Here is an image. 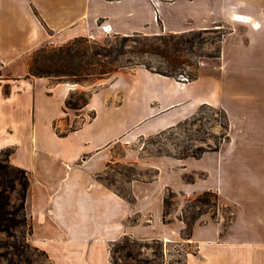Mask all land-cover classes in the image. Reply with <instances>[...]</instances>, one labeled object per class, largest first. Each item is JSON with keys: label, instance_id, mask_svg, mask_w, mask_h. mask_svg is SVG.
<instances>
[{"label": "crops", "instance_id": "obj_1", "mask_svg": "<svg viewBox=\"0 0 264 264\" xmlns=\"http://www.w3.org/2000/svg\"><path fill=\"white\" fill-rule=\"evenodd\" d=\"M100 21L122 35L225 27L219 57L237 62V86L225 63L217 74L200 70L182 81L142 66L119 70L85 105L95 116L58 134L56 121L74 87L48 77H25L29 55L45 43L94 36L97 28L104 32ZM0 66L19 80L8 93L0 83V116L9 108L16 121L5 125L9 137L0 139V148L12 146L11 162L29 171L30 241L48 254L51 264H111V245L125 235L177 240L183 221L162 219L165 189L177 191L179 185L165 166L180 167V177L194 156L151 159L148 165L158 169L156 177L130 181L131 198L97 175L113 162L114 142L175 125L203 103L229 112L225 93L237 98V134L249 144L237 157L248 159L240 173L250 174V181L240 178L239 185L230 183L228 189L206 186L222 204L232 206L233 216L226 224L224 218L195 222L187 240L197 251L183 264H264V0H0ZM20 152L26 160L16 158ZM220 164L223 159L218 169ZM184 185L183 199L196 194L192 184Z\"/></svg>", "mask_w": 264, "mask_h": 264}, {"label": "rangeland", "instance_id": "obj_2", "mask_svg": "<svg viewBox=\"0 0 264 264\" xmlns=\"http://www.w3.org/2000/svg\"><path fill=\"white\" fill-rule=\"evenodd\" d=\"M100 25L101 21L99 22ZM226 30L225 27L215 25L209 28H196L182 32L156 34L134 32L128 36H123L113 32H102L97 28L94 36H78L89 39L86 43L88 46H83L86 49V54L82 58V64L86 68V72L116 68L118 71L130 72L133 68L142 66L153 72L170 74L175 79L182 81L197 77L200 70L204 74H217L220 71V64L225 63L226 70L231 75L230 79H233V83H235V81L237 82V62L226 63L224 59L219 57ZM66 42L68 40L59 44L50 43L58 46ZM230 43L233 45L231 46L232 49L235 48L234 44ZM98 51L102 54H98ZM117 72L111 74L109 78ZM0 75H2L0 83L3 93H8L11 84L19 81L7 68L2 66H0ZM107 79L97 80L91 74L81 84L71 81L66 83L74 87L69 92L78 90L80 93L88 95L105 85L104 82ZM50 80L52 83L57 82L55 78ZM114 95H119V92ZM222 100L229 106V112L223 108L224 106L203 103L193 114L181 119L175 126L172 125L147 135L133 133L130 142L121 138L112 144L113 162H109L107 167L98 173L97 178L129 198H131L130 181L133 179L152 180L156 177L158 169L148 165L151 159L159 157L182 158L180 156L184 153L198 151V147H204L207 149L206 151L212 152L198 158L192 156L189 170L181 175V178L177 173L180 167L171 163L165 166L167 171L169 170L170 179L173 182L178 180L179 185L176 187L177 191L172 187L165 189L164 194H167L170 188L176 195L173 203L166 208L167 212L164 215L163 200L162 219L165 223L177 219L183 221L184 227L181 229L179 238L175 241L166 242L157 238L139 239L130 235L123 236L111 245V264H183L189 254L197 251V245L187 240L191 237L187 234L189 232L187 222L191 223L190 227L192 226L193 230L195 222L201 220L202 217L209 220L224 218L225 224L231 220L233 208L231 205L222 204L219 201V195L217 205L213 198L208 204L189 201L197 194L207 190L206 186L219 185L223 189H228L227 185L230 183L237 182L239 185L240 178L250 181V174L240 173L245 166H248V163H244L248 159L237 157L241 150H248L249 148V144L241 140L237 134L240 128V123L237 122V98L231 93H225ZM58 102L57 99L54 100V103L58 104ZM84 107L65 109L61 118L56 121L59 132L78 128L84 121L95 116L93 110H87V108L84 110ZM10 122L16 124V121L11 117L10 109L4 108L0 116V139L3 141L9 137L8 131L10 129L8 128L6 131L5 125ZM227 122L228 129H225L223 124ZM226 133L229 136L225 140ZM11 147L6 146L4 149H11ZM218 150L223 155L225 154V157H222L223 164H220L219 167L220 172L218 160L222 161V159H220ZM126 152L131 154L124 157ZM16 158L24 161L26 154L20 152ZM240 166L242 167L240 168ZM219 173H221L220 177L218 176ZM196 178L198 180L194 181ZM186 182L192 184L193 191L196 190L197 192L195 195L183 199L181 195H183L182 191H186L184 185ZM229 192L230 196H235L233 191ZM179 201H182L181 207L178 205ZM136 219L137 216L132 218L133 221ZM25 239L30 243L29 246H24L25 252L14 254L9 246L13 238L9 237L7 233L0 232V264L50 263L48 256L32 244L30 234L27 233ZM20 240L23 241L19 237L18 241L21 243Z\"/></svg>", "mask_w": 264, "mask_h": 264}, {"label": "trees", "instance_id": "obj_3", "mask_svg": "<svg viewBox=\"0 0 264 264\" xmlns=\"http://www.w3.org/2000/svg\"><path fill=\"white\" fill-rule=\"evenodd\" d=\"M88 40L86 37L76 36L58 46L51 43L40 45L33 50L29 57L27 62L28 70L25 77H48L50 79H57V82L71 81L78 84L83 83L86 77L91 74L97 80L109 78L111 74L118 71V68L99 69L96 72L85 71L86 68L82 64V58L86 54L85 47L88 46L86 44ZM98 54L101 55L102 53L98 51ZM165 75L170 76V74ZM90 96L91 94L80 93L78 90L70 91L65 99L64 109L84 107L89 102ZM223 127L228 129V122L224 123ZM56 132L58 134L65 133L59 132L58 127L56 128ZM228 136V133H226L225 140ZM206 150L204 147H198V151L184 153L180 157H199ZM11 153L12 149H2L0 151V232L7 233L9 237L13 238L9 246L14 254H23L25 252L24 246L27 247L30 244L29 241H26L25 237L27 233L30 234L31 232L26 212V197L31 179L29 171L26 168L11 162ZM175 195V192L169 188L167 194L164 196L163 215L167 212L166 208L173 203ZM211 198L214 199L217 205L218 194L211 189L197 194L193 199H189V201L208 204ZM190 224L187 222V227L189 228L187 234L189 236H191L192 232ZM19 237L23 239V241L20 240L22 244L18 241ZM35 247L38 248L37 246ZM43 252L48 256L45 251ZM49 264H51V261Z\"/></svg>", "mask_w": 264, "mask_h": 264}, {"label": "built area", "instance_id": "obj_4", "mask_svg": "<svg viewBox=\"0 0 264 264\" xmlns=\"http://www.w3.org/2000/svg\"><path fill=\"white\" fill-rule=\"evenodd\" d=\"M101 27L103 28L104 32H111V25L109 23L102 22Z\"/></svg>", "mask_w": 264, "mask_h": 264}, {"label": "bare ground", "instance_id": "obj_5", "mask_svg": "<svg viewBox=\"0 0 264 264\" xmlns=\"http://www.w3.org/2000/svg\"><path fill=\"white\" fill-rule=\"evenodd\" d=\"M237 16V15H236ZM249 16V15H248ZM244 21V20H243ZM245 22V21H244ZM103 29V28H102Z\"/></svg>", "mask_w": 264, "mask_h": 264}]
</instances>
